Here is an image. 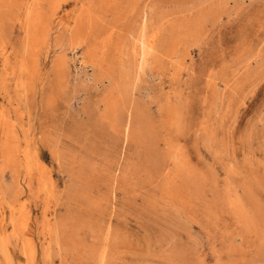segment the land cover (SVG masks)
I'll use <instances>...</instances> for the list:
<instances>
[{"label": "rangeland", "instance_id": "rangeland-1", "mask_svg": "<svg viewBox=\"0 0 264 264\" xmlns=\"http://www.w3.org/2000/svg\"><path fill=\"white\" fill-rule=\"evenodd\" d=\"M0 121V264H264V0H0Z\"/></svg>", "mask_w": 264, "mask_h": 264}, {"label": "bare ground", "instance_id": "bare-ground-1", "mask_svg": "<svg viewBox=\"0 0 264 264\" xmlns=\"http://www.w3.org/2000/svg\"><path fill=\"white\" fill-rule=\"evenodd\" d=\"M5 121V120H4ZM1 122V121H0ZM10 126V125H9ZM8 130H9V128H8ZM11 130V129H10ZM16 135V134H15ZM8 139V138H7ZM5 141V140H4ZM12 142V141H11ZM4 146H5V144H4ZM9 147V146H8ZM12 147V146H11ZM9 149H11V148H9ZM9 151V150H8ZM9 154H10V152H9ZM4 155V154H3ZM9 157V156H8ZM7 157V158H8ZM11 159V158H10ZM12 160V159H11ZM10 161V160H9ZM5 239V238H4ZM25 245V244H24ZM4 246V245H3ZM6 248V247H5ZM3 250V249H2ZM24 250H25V248H24ZM23 251V250H22ZM28 252V251H27ZM30 254V253H29ZM7 255V254H6ZM10 256V255H9ZM7 259V258H6Z\"/></svg>", "mask_w": 264, "mask_h": 264}]
</instances>
